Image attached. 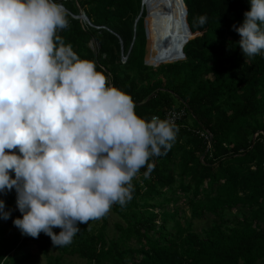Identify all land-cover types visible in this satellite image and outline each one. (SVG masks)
Listing matches in <instances>:
<instances>
[{
    "label": "trees",
    "instance_id": "obj_1",
    "mask_svg": "<svg viewBox=\"0 0 264 264\" xmlns=\"http://www.w3.org/2000/svg\"><path fill=\"white\" fill-rule=\"evenodd\" d=\"M154 1L168 39L149 54L142 0H83L84 8L76 0L92 25L71 9L58 35L130 93L141 116L183 110L175 142L149 160L148 175L146 164L133 178L131 200L113 204L120 219L112 229L105 215L99 227L93 220L81 224L72 242L60 246L44 232L33 238L15 231L2 264H11L10 257L28 262L34 243L49 264L73 258L76 264H264V51L245 57L233 28L249 0H184L190 36L180 46L163 17H170L173 0H144V6ZM180 49L182 57L173 61ZM8 210L10 234L22 213L17 206ZM203 219L208 226L196 230Z\"/></svg>",
    "mask_w": 264,
    "mask_h": 264
},
{
    "label": "clouds",
    "instance_id": "obj_2",
    "mask_svg": "<svg viewBox=\"0 0 264 264\" xmlns=\"http://www.w3.org/2000/svg\"><path fill=\"white\" fill-rule=\"evenodd\" d=\"M249 3L233 28L251 58L264 51V0ZM67 15L59 0H0V192L15 187L14 225L54 246L131 200L133 178L179 131L170 117L138 114L130 93L63 41Z\"/></svg>",
    "mask_w": 264,
    "mask_h": 264
},
{
    "label": "water",
    "instance_id": "obj_3",
    "mask_svg": "<svg viewBox=\"0 0 264 264\" xmlns=\"http://www.w3.org/2000/svg\"><path fill=\"white\" fill-rule=\"evenodd\" d=\"M144 7V0H142V10ZM79 9V13L77 15H73L74 17H77L85 22L89 21V18L86 14V12L81 9L80 5L78 6ZM145 9V7H144ZM146 15H145V28H146V34L148 37V40L150 42V36H149V31H148V27H147V18H148V9L146 8ZM170 12H171V17H173V21L172 23L169 22L168 19H170L168 14H165L163 17L166 20V22H168V28L171 25V29L172 31L175 33V30L178 31V33H182L180 40H179V46L183 43L184 41L189 38L190 36V32L189 29L187 27L186 24V6H185V1L184 0H173L171 2V6H170ZM167 28V31H168ZM186 31V32H185ZM150 45V43H149ZM148 57V56H147ZM182 57V53H181V49L179 52V55L176 59H172V60H178L179 58ZM165 59V58H164ZM170 59V57L168 58ZM148 62V61H146ZM157 64V63H156ZM154 64V65H156ZM212 139L213 137H210L209 140V144L208 147L206 149V152L203 154L204 155L207 153V151L209 150V148L211 147L212 144ZM14 175V173H13ZM16 197H17V193L15 190V187H13V189L5 191V192H0V199H3L5 201V209L8 210V208L10 206H16ZM12 222V218L11 216H9L7 219L3 218L2 215H0V264H2V262L4 261V259L7 257L8 253L11 251L14 243H13V239L11 236H8V234L6 233V225Z\"/></svg>",
    "mask_w": 264,
    "mask_h": 264
},
{
    "label": "rangeland",
    "instance_id": "obj_4",
    "mask_svg": "<svg viewBox=\"0 0 264 264\" xmlns=\"http://www.w3.org/2000/svg\"><path fill=\"white\" fill-rule=\"evenodd\" d=\"M60 1L61 0H59V2ZM75 1L76 0H71L69 2L63 1V4L66 5V7L69 10L72 9L74 12L75 11H79V9H78L77 4L75 3ZM80 1H81L82 5H83V8H84V3L82 2L83 0H80ZM170 56L171 55H167V56H163V57H170ZM172 56H174V55H172ZM159 60H160V58H159ZM237 210L238 209H234L232 211V213L228 214V217H232V216L236 215L237 214ZM105 218H106L105 221L107 222V224L109 226V229H112V227L114 226V223L120 219V216L115 211H113L112 209H110V211L106 214ZM102 220H103V217H101L99 219H94L92 221V224L95 223V226L96 227H99V225L101 224ZM208 224H209V221L207 219L206 220H204V219L203 220H196V223L194 225V228L196 230H200L205 225L208 226ZM15 231L18 232L19 234L23 235L21 233L20 229H18L17 227H13L11 229L10 234H8V236H11L12 237V235H13V233ZM31 248H32V251L34 252V255L32 256L31 260H29L28 262H26L24 264H49V262L47 261V257L44 254H42V252L38 251V250H40L38 244H35L34 243ZM73 260L75 261V263H73L72 261L67 260L68 261V264H76L77 262H79V260L77 258H73ZM9 262L11 264H16V258L15 257H10L9 258Z\"/></svg>",
    "mask_w": 264,
    "mask_h": 264
},
{
    "label": "bare ground",
    "instance_id": "obj_5",
    "mask_svg": "<svg viewBox=\"0 0 264 264\" xmlns=\"http://www.w3.org/2000/svg\"><path fill=\"white\" fill-rule=\"evenodd\" d=\"M159 5H160V2L159 1H154V2L149 3L148 5H145L144 6L145 9L147 8L148 11H149L148 18H147V21H148L147 27H148L149 36H150V38H149L150 39V46H149V52H148V54L154 48L165 44L166 41H167V39H168V36L165 33V29L161 26L160 22H158L159 10H160ZM172 21H173V17H171V13H170V23H172ZM140 27L142 28L143 26H140ZM141 28H139V29L141 30ZM175 32H176L177 35H180V37H181V34L182 33H180V32L178 33L177 30H175ZM169 45H170V43L167 46H169ZM162 47H165V46H162ZM158 48H161V47H158ZM171 59H174V58H171Z\"/></svg>",
    "mask_w": 264,
    "mask_h": 264
},
{
    "label": "built area",
    "instance_id": "obj_6",
    "mask_svg": "<svg viewBox=\"0 0 264 264\" xmlns=\"http://www.w3.org/2000/svg\"><path fill=\"white\" fill-rule=\"evenodd\" d=\"M60 3L63 4L62 1H60ZM63 6L65 7V9L67 10L68 13H71V11L64 4H63ZM77 6H79L78 2H77ZM86 23L91 25V23L89 21ZM123 60L126 61L127 57H124ZM183 114H184L183 110L169 109L165 112L164 116L161 118L170 117L171 119L174 120L175 123H177L182 119ZM154 116H159V115L155 114Z\"/></svg>",
    "mask_w": 264,
    "mask_h": 264
},
{
    "label": "crops",
    "instance_id": "obj_7",
    "mask_svg": "<svg viewBox=\"0 0 264 264\" xmlns=\"http://www.w3.org/2000/svg\"><path fill=\"white\" fill-rule=\"evenodd\" d=\"M179 59H180V58H179ZM146 61H147V59L145 60V62H146ZM146 63H147L148 65L155 66V65H153V64H149L148 62H146ZM155 67H156V66H155ZM154 115H155V114H154ZM154 115H153V116H154ZM157 115H158V114H157ZM159 116H160V115H159ZM185 116H186V114H185V112H184L183 117H182L181 120H183V119L185 118ZM181 120H180V121H181ZM177 123H178V122H177ZM177 123H176V124H177ZM211 136H212V135H210V137H211ZM205 152H206V150H205ZM202 157H203V156H202Z\"/></svg>",
    "mask_w": 264,
    "mask_h": 264
},
{
    "label": "snow or ice",
    "instance_id": "obj_8",
    "mask_svg": "<svg viewBox=\"0 0 264 264\" xmlns=\"http://www.w3.org/2000/svg\"><path fill=\"white\" fill-rule=\"evenodd\" d=\"M169 10H170V6H169Z\"/></svg>",
    "mask_w": 264,
    "mask_h": 264
}]
</instances>
